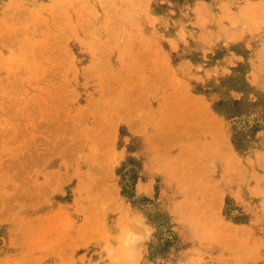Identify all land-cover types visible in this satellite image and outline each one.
Here are the masks:
<instances>
[{"label":"rangeland","instance_id":"1","mask_svg":"<svg viewBox=\"0 0 264 264\" xmlns=\"http://www.w3.org/2000/svg\"><path fill=\"white\" fill-rule=\"evenodd\" d=\"M0 264H264V0H0Z\"/></svg>","mask_w":264,"mask_h":264},{"label":"bare ground","instance_id":"2","mask_svg":"<svg viewBox=\"0 0 264 264\" xmlns=\"http://www.w3.org/2000/svg\"><path fill=\"white\" fill-rule=\"evenodd\" d=\"M261 50H262V49H261ZM159 125H160V124H159ZM161 125H162V124H161ZM163 126H164V124H163L161 127H163ZM141 187H142L141 185L138 186L139 189H141Z\"/></svg>","mask_w":264,"mask_h":264}]
</instances>
